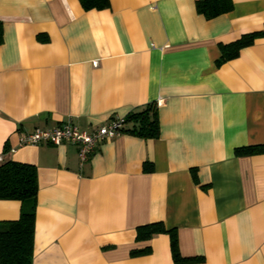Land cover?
Instances as JSON below:
<instances>
[{
  "label": "crops",
  "instance_id": "obj_1",
  "mask_svg": "<svg viewBox=\"0 0 264 264\" xmlns=\"http://www.w3.org/2000/svg\"><path fill=\"white\" fill-rule=\"evenodd\" d=\"M197 0H0V163L37 170L32 264H264V0L207 18ZM156 103L159 136L128 131L80 165L76 145H19L35 128L91 131ZM132 123L125 126L131 127ZM21 203L0 198V221ZM161 222L170 236L137 240ZM147 249V252H140Z\"/></svg>",
  "mask_w": 264,
  "mask_h": 264
},
{
  "label": "trees",
  "instance_id": "obj_2",
  "mask_svg": "<svg viewBox=\"0 0 264 264\" xmlns=\"http://www.w3.org/2000/svg\"><path fill=\"white\" fill-rule=\"evenodd\" d=\"M86 10L101 9L109 4V0H79ZM233 7L232 0H197L196 9L207 18L228 12ZM264 35V30L249 32L226 44H220L221 56L217 64L238 55L242 47L253 43V40ZM3 40V25L0 21V44ZM122 131H128L143 138L159 136V121L156 103H149L141 111L124 117ZM132 123L126 128L127 123ZM236 153H264V144L236 149ZM38 192L37 170L32 164L14 160L0 163V198L17 199L21 203L17 219L0 221V264H32L34 246V224L36 196ZM137 240H147L160 233L170 236L171 253L175 263H188L199 260L195 257H182L178 248L175 229H167L163 223H149L136 228ZM141 250L140 252H147Z\"/></svg>",
  "mask_w": 264,
  "mask_h": 264
},
{
  "label": "built area",
  "instance_id": "obj_3",
  "mask_svg": "<svg viewBox=\"0 0 264 264\" xmlns=\"http://www.w3.org/2000/svg\"><path fill=\"white\" fill-rule=\"evenodd\" d=\"M124 124V117L114 116L91 131H86L80 129L69 120L51 128H35L32 131L22 132L19 136V145L40 143L53 145L62 143L73 144L78 148L79 162L80 165H83L103 142L118 135Z\"/></svg>",
  "mask_w": 264,
  "mask_h": 264
}]
</instances>
